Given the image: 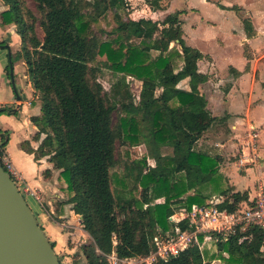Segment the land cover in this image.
<instances>
[{"label":"trees","instance_id":"1","mask_svg":"<svg viewBox=\"0 0 264 264\" xmlns=\"http://www.w3.org/2000/svg\"><path fill=\"white\" fill-rule=\"evenodd\" d=\"M33 1L36 12L26 0H3L7 9L1 24L16 25L22 50L12 55L9 72L22 58L35 89L31 104L39 106V113L31 117L36 127L32 139L39 145L35 149L24 141L21 146L36 159L48 158L58 172L57 187L65 194L53 200V212L45 208L56 224L66 217V205L81 218L90 242L76 252L74 264L80 263L81 253V264H108L105 257L113 252L119 259L147 256L155 236L175 227L167 218L170 207L205 204L209 195L202 189L222 184L220 158L201 145L217 119L205 97L179 87L184 79L206 81L198 65L205 55L186 42L181 10L164 18L134 19L120 12L126 9V0ZM146 3L152 12L165 10L163 0ZM111 13L110 30H102L106 36L97 35L94 27L109 20ZM245 25L248 36L255 35L249 22ZM98 57H105L106 65L120 74L112 93L99 81ZM128 76L142 83L137 96ZM15 112L0 106V115ZM7 135H2L0 155ZM142 141L157 165L148 167L146 157L126 162L124 177L132 179L140 196H116L112 169L118 163L117 144L134 146ZM164 147L171 153H163ZM44 173L50 176L52 170ZM221 193L225 198L217 206L227 211L237 210L248 198L245 192L229 189ZM160 198L164 202H156ZM180 226L186 227L183 222ZM50 242L55 249V242ZM217 243L223 264H264V231L258 226L228 239L218 235ZM214 258L206 248L192 245L157 264H205Z\"/></svg>","mask_w":264,"mask_h":264},{"label":"crops","instance_id":"2","mask_svg":"<svg viewBox=\"0 0 264 264\" xmlns=\"http://www.w3.org/2000/svg\"><path fill=\"white\" fill-rule=\"evenodd\" d=\"M201 1L222 9L227 25L220 33L223 34L220 39L213 31L216 28L213 26L212 29L211 25L204 23L205 18H200L201 23L190 28L191 36L186 42L205 55L198 65L199 71L207 79L204 82L184 79L179 87L192 91L197 97H205L208 108L217 119L201 139V145L204 151L220 158L219 175L223 180V190L245 192L248 198L244 201H251L259 188H264V0H223L222 4L210 0ZM163 5L165 10L159 12H152L149 8L151 14L166 12L164 0ZM6 9L7 5L0 0V42H4L0 46V106L8 105L16 112L0 115V137L2 139V135L8 134L5 153L28 186L24 194L32 201L33 212L44 219L48 214L51 220L45 206L53 212L54 208L50 206L53 200L64 198L65 194L57 187L58 172L53 170L48 158L36 159L33 153L21 146L24 141H29L35 149L39 145V142L32 139L36 127L31 121V117L39 113V106L33 107L31 104L35 98V89L23 59H16L9 72L12 55L21 53V38L16 25L1 24V14ZM181 11L186 13V10ZM190 11L202 13L193 1ZM246 22L255 31L252 37L247 34ZM236 26L240 30L238 34L233 33ZM256 154L257 162H248L250 156ZM48 169L52 173L45 176L44 172ZM41 198L47 203L51 200L52 203L44 205ZM65 215L79 217L72 213L69 205L65 206ZM41 226L51 241L55 244L57 240V243L61 241L55 229L48 231L44 225ZM55 250L58 252L56 247ZM209 264L216 262L214 260Z\"/></svg>","mask_w":264,"mask_h":264},{"label":"rangeland","instance_id":"3","mask_svg":"<svg viewBox=\"0 0 264 264\" xmlns=\"http://www.w3.org/2000/svg\"><path fill=\"white\" fill-rule=\"evenodd\" d=\"M28 6L33 9L36 12L35 3L33 0H26ZM127 1V7L125 10H120V12L123 14L124 17H135L140 18L143 16L153 15L155 18L162 16H166V12L172 11V10H186V13L182 15L183 19V30H184V37L186 41L188 42V38L191 36L192 30L190 28H194L197 26L196 24L201 23L200 18L204 19V23L207 25H211L212 29L215 27L216 29H213L215 33L218 35L217 38L220 39L223 34L222 30L223 27L227 25L226 18L223 16V10L220 9L218 6H215L214 4H203L201 0H164V4L167 7L166 12H162L159 16L156 14H151L149 7L147 6L146 0H126ZM192 1L195 2V5L199 7L202 11L201 12H195L190 11V5H192ZM212 3L218 4L223 3V0H210ZM199 10V9H198ZM198 13V14H197ZM242 15V14H241ZM112 13L109 16V20L102 19L100 21L99 26H95L94 30L97 35L102 36L103 32L102 30L109 31L111 28V24L113 25L112 21ZM224 26H223V22ZM202 23V24H204ZM192 26V27H191ZM214 26V27H213ZM37 33L39 37L42 39L44 37V33L42 29L38 26L37 27ZM233 33L238 34L240 33V30L237 28L233 30ZM19 34V33H18ZM20 36V35H19ZM103 36H106L104 34ZM215 36V37H216ZM21 38V36H20ZM21 50H22V39H21ZM105 57H98V60L96 61V66L99 67V81L102 83V85L105 88V91L112 93V86L117 81L118 76L120 74H117L114 72L111 68H109L106 65ZM219 70H216L218 72ZM28 75L30 73L28 72ZM31 77V75H30ZM221 78L223 79V75H221ZM32 79V78H31ZM218 80V79H217ZM127 81L129 82L131 86V90L134 93L135 96H137L141 90V81L128 76ZM223 87V82H222ZM114 120H117V114H114ZM163 153L169 154L171 153V148L164 147L162 149ZM117 158L118 163L117 165L112 169V185L113 190L116 196H135L139 198L140 196V189H134V183L132 182L131 178H125L124 174V164L126 162H130L132 160H140L144 157L147 159L148 167H155L157 165L155 159L153 158V155L151 153V149L149 145L145 142H141L138 145H122L117 144ZM221 187L217 188L215 185H212L210 187H204L202 190L206 192L209 195L210 201H222L224 199V195L221 193V190H223V180L221 178ZM24 194V193H23ZM25 198L27 199L29 205L32 207V201L28 196L24 194ZM42 199V198H41ZM43 204L48 205L51 204L50 202H45L44 199ZM41 200V201H42ZM156 202H164V198L157 199ZM51 207L52 204L50 205ZM176 208V207H175ZM33 209V207H32ZM34 211V209H33ZM44 214H47L45 211H43ZM36 215V212H34ZM40 220L41 224L45 226V228L49 231L51 229H55L57 233L60 234L61 241L59 243L58 240L56 241V248H57V254L60 259V261L63 264H74L75 254L76 252H79L81 246H85V244H88L90 242L89 235L83 230L81 218L80 217H71L68 215L64 219H60L62 221L61 224H54L47 214V218L44 219L40 215L37 216ZM54 237V235H53ZM206 250L209 252V255H215V258L212 260L206 259L205 264H209V262H216V264H223V259L221 258V254L217 241L210 240L208 241L205 246ZM79 258V257H78ZM84 261V257L82 256V253L79 258V264Z\"/></svg>","mask_w":264,"mask_h":264},{"label":"built area","instance_id":"4","mask_svg":"<svg viewBox=\"0 0 264 264\" xmlns=\"http://www.w3.org/2000/svg\"><path fill=\"white\" fill-rule=\"evenodd\" d=\"M1 144V137H0ZM258 156L251 155L248 162L255 163ZM0 161L10 173L19 189L26 193L28 186L13 162L4 152L0 155ZM221 201H208L205 204H193L190 209L182 207L177 209L170 207L167 210V218L175 224V227L166 234H159L154 238V249L147 256H133L119 259L113 252L105 257L108 264H157L168 262L172 257L186 250L192 245L205 250V244L210 241H218V235L228 239L237 231L246 232L251 226H258L264 231V188L260 187L257 195L251 201H242L235 211L220 209L217 204ZM185 223L183 229L180 223ZM202 236V237H201Z\"/></svg>","mask_w":264,"mask_h":264},{"label":"water","instance_id":"5","mask_svg":"<svg viewBox=\"0 0 264 264\" xmlns=\"http://www.w3.org/2000/svg\"><path fill=\"white\" fill-rule=\"evenodd\" d=\"M14 82L13 71H11ZM0 264H62L35 213L0 161Z\"/></svg>","mask_w":264,"mask_h":264}]
</instances>
